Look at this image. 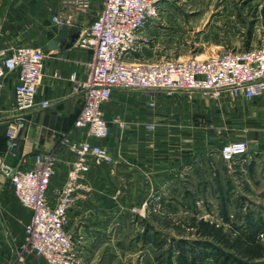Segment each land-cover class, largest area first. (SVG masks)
<instances>
[{
	"label": "crops",
	"instance_id": "crops-1",
	"mask_svg": "<svg viewBox=\"0 0 264 264\" xmlns=\"http://www.w3.org/2000/svg\"><path fill=\"white\" fill-rule=\"evenodd\" d=\"M101 8L102 0H93L91 9L86 12L65 9L61 0H6L3 4L0 52L10 54L20 45L38 47L47 52L37 99H47L49 105L36 104L27 110L26 125L20 131L14 153L4 149V142L0 146V264H49L44 257L22 248L25 225L31 219L32 210L15 195L12 183L3 174L5 165L29 167L36 154L52 155L55 172L48 197L55 204V192L65 184L76 157L70 144L90 140L106 146L113 162L92 163L86 176L90 190L69 210L68 229L75 240L79 264H92L103 247L120 241L115 236L104 238L106 230L120 228L118 219L110 220L113 212L125 214L122 242L129 247V255L138 253L140 264H160L155 253L158 244H173L179 240L173 232L165 230L160 219L163 215L174 217L191 213V208L180 205L178 198L193 195L188 189L186 193L164 190L160 188L162 182L175 181L174 171L178 167L187 170L185 175L195 172L197 156L205 158L207 168L213 158H222L221 146L233 139H248L250 151L258 153L262 150L257 148L262 140L255 141L249 134L250 129L242 122L246 113L251 111H258V116L264 117V97L249 100L236 97L227 90L214 96L201 90L167 92L114 88L109 100L102 105L110 125L109 135L96 138L85 128L76 127L74 121L81 110L83 95L74 90L71 75L76 72L77 79L85 78L86 62L91 57V51L81 48L77 40ZM168 14L169 10L163 11V18L166 19ZM55 15H59L63 22H54ZM160 17L153 18L147 25L157 27ZM64 24L68 25L66 38L52 48L50 42L58 36ZM71 34L78 35L72 45L67 46ZM0 83L1 125L12 120L17 73L3 71ZM148 124L154 127L149 129ZM182 175L177 177L183 183L187 178ZM121 178L127 182L140 181V184L135 187V183L131 184L130 188L111 187L112 181ZM149 180L156 182L155 188L149 187ZM173 220L172 225H179L178 220ZM211 260L206 256L203 264H211Z\"/></svg>",
	"mask_w": 264,
	"mask_h": 264
},
{
	"label": "built area",
	"instance_id": "built-area-1",
	"mask_svg": "<svg viewBox=\"0 0 264 264\" xmlns=\"http://www.w3.org/2000/svg\"><path fill=\"white\" fill-rule=\"evenodd\" d=\"M166 1L102 0L101 10L79 36L77 44L90 50L91 57L86 62L85 78L77 79L76 72L71 75L74 90L83 95L74 125L85 128L90 136L106 138L109 135L110 125L102 105L109 100L114 88L167 92L201 90L214 96L227 90L236 97L249 100L264 97V44L241 50H221L204 58L130 60L141 38L140 33L149 21L159 16ZM61 2L65 9L80 12L90 10L93 5V0ZM53 21L63 22L59 15L53 16ZM46 58L45 50L29 45L17 46L10 54L0 52V73H17L13 116L7 128L8 153H14L18 146L20 131L26 125L27 110L36 104L49 105V100L37 99ZM153 127V124L147 125L149 129ZM70 147L76 157L65 184L55 192V204L48 197L55 172L52 155L38 153L32 166L5 165L2 169L17 198L32 210L31 219L25 225L22 248L44 257L49 264H79L75 240L68 229L69 210L90 190L86 176L92 163L113 162L106 146L90 140L73 141ZM248 150L246 139H233L221 146L220 153L224 160L233 161Z\"/></svg>",
	"mask_w": 264,
	"mask_h": 264
},
{
	"label": "rangeland",
	"instance_id": "rangeland-1",
	"mask_svg": "<svg viewBox=\"0 0 264 264\" xmlns=\"http://www.w3.org/2000/svg\"><path fill=\"white\" fill-rule=\"evenodd\" d=\"M5 1L0 0V13ZM164 7L169 10L166 19L162 15ZM159 15L157 27L146 25L140 33L130 60L204 58L221 50L264 44V0H167ZM243 123L255 141L262 140L257 144L261 151L249 150L235 163L215 157L207 168L205 158L197 156L195 172L185 175L187 170L180 167L174 171L177 179L181 173L187 178L183 183L174 179L163 181L162 187L158 184L164 190L186 193L188 189L193 193L178 198L180 205L191 208V213L163 215L160 219L166 231L179 237L173 244H158L155 253L160 264H203L206 256L212 259L211 264H264V117L251 111ZM110 184L113 188H130L140 181L121 178ZM147 184L155 188L156 182L149 180ZM111 215L110 220L118 219L120 228L106 230L104 238L115 236L120 241L103 247L92 264H140L138 253L130 256L129 247L122 242L125 214ZM173 219L179 225H172Z\"/></svg>",
	"mask_w": 264,
	"mask_h": 264
},
{
	"label": "water",
	"instance_id": "water-1",
	"mask_svg": "<svg viewBox=\"0 0 264 264\" xmlns=\"http://www.w3.org/2000/svg\"><path fill=\"white\" fill-rule=\"evenodd\" d=\"M68 31V25L64 24L62 25L60 32L58 34L57 37H55L51 42H50V46L52 48L57 47V43L59 40H64L66 38V34ZM78 34H71L70 36V41L68 43H66L67 46L72 45L73 41L75 40V38L77 37ZM0 163H1V158H0Z\"/></svg>",
	"mask_w": 264,
	"mask_h": 264
},
{
	"label": "trees",
	"instance_id": "trees-1",
	"mask_svg": "<svg viewBox=\"0 0 264 264\" xmlns=\"http://www.w3.org/2000/svg\"><path fill=\"white\" fill-rule=\"evenodd\" d=\"M7 128H8V124H1L0 125V146L4 142V146H6L4 149H7V139H8V136H7ZM211 243L212 242H207V245H211L212 246ZM246 264H249V263L246 262Z\"/></svg>",
	"mask_w": 264,
	"mask_h": 264
}]
</instances>
